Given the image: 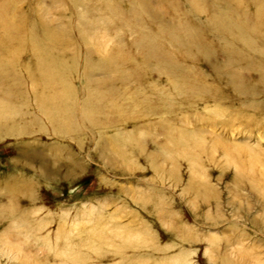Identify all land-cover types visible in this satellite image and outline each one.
Wrapping results in <instances>:
<instances>
[{"label": "rangeland", "instance_id": "rangeland-1", "mask_svg": "<svg viewBox=\"0 0 264 264\" xmlns=\"http://www.w3.org/2000/svg\"><path fill=\"white\" fill-rule=\"evenodd\" d=\"M146 1L165 19L137 15V0H0V36L9 34L0 40V108L8 114L0 123V207L12 202L19 221H0V264H264L260 74L250 73L255 95H238L211 60L162 35L161 25L193 22L205 44L219 46L202 12L182 0L177 10L172 0ZM219 2L206 9H225ZM154 40L209 92L175 85L178 77L139 61L141 44ZM37 76L71 87L75 111H43ZM105 79L115 88L89 97L87 87ZM192 139L204 141L195 163L182 151ZM237 150L257 161L238 163Z\"/></svg>", "mask_w": 264, "mask_h": 264}, {"label": "bare ground", "instance_id": "bare-ground-1", "mask_svg": "<svg viewBox=\"0 0 264 264\" xmlns=\"http://www.w3.org/2000/svg\"><path fill=\"white\" fill-rule=\"evenodd\" d=\"M185 3L190 4L191 8L195 11H200L207 18L206 28H209V33H217L220 37L218 40L219 46H214L215 48H211L212 45L208 43L205 44V41L202 38V34L197 32V28L194 29V23L191 24H181V27L166 25L167 28L164 30L161 25L162 35H167L169 37V41L173 43V45L177 44V46H181L185 53H194L195 55L203 56L204 58L211 60L212 62V73H215L226 83H228L232 89L238 93V95L246 96V95H255L256 89L250 82V73L252 71H258L260 74V83L262 84V89H264V42H261L258 39L260 34H263L264 37V0H220V4H222L225 9L221 7V5H216L210 10L208 8V0H182ZM139 7V11L137 15L141 16V12H144L148 18L152 19H165L161 12L156 9H151L146 0H137ZM159 5H162V2L159 1ZM163 6V5H162ZM171 8L177 10L179 8L178 0H172L170 3ZM158 9V8H157ZM142 10V11H141ZM190 14V13H189ZM196 17V16H195ZM0 26L5 29L6 21H3L2 17H0ZM173 19V18H171ZM195 19V18H194ZM166 21H168L166 19ZM180 28V29H179ZM8 33L5 31L3 36H0V40L2 42L4 40H8ZM231 37V38H230ZM230 38V39H229ZM241 44L240 48L237 44ZM175 43V44H174ZM185 44V45H184ZM176 46V45H175ZM161 45L159 43H155V40L150 42H144L140 47V54L138 59L142 61L144 65L147 63L155 62L159 68L163 71H166L170 77L177 79L175 82L182 83L181 80H186V83H191V92L195 90H201L200 92H209V89L203 90L196 85V80L194 79L191 73H194L193 70L186 69L179 62L176 61L175 57L172 54L164 53L161 50ZM244 50L249 51L251 53L257 54V57H260L262 61L260 62L258 58H254L250 54H245ZM14 64V63H13ZM3 63L0 62V87L1 85L7 86V80L4 81L6 71L2 67ZM14 67V66H13ZM30 70L28 69V72ZM32 72V71H31ZM31 75V74H30ZM185 75V76H184ZM14 84V82H13ZM34 88L38 94H42L41 97L38 96L37 100L39 101V106L43 111H46L49 115H52L56 112H60L61 108L65 107L67 109L72 108L75 111V94L71 87H67L66 85H62V90H59L58 87L54 85L46 77H34ZM96 87V88H94ZM89 90H94L90 93L89 97L92 94H99V90L110 91L115 88L114 81L112 79H105L101 82L94 84L93 88L88 86ZM39 94V95H40ZM103 97L104 94H101ZM93 96V95H92ZM164 94L162 93L155 102H159L163 98ZM215 96V95H213ZM212 97V96H211ZM59 101V102H58ZM87 102V101H86ZM148 103V102H147ZM149 104V103H148ZM147 104V105H148ZM259 106V104H258ZM243 108V107H242ZM68 112V110H67ZM217 113V112H216ZM6 114V115H5ZM5 115V116H3ZM7 113L4 112L0 108V123L7 122ZM232 115V113H231ZM88 119L90 116L85 115ZM87 119V120H88ZM57 126H61V130H65L66 123L64 122V118L55 119ZM64 126V127H63ZM60 130V131H61ZM61 131V132H63ZM195 138V137H194ZM164 139V138H163ZM202 139V138H201ZM191 142V148H184L182 151L188 157H191V162H197L198 155L196 151L204 153L203 142L193 141ZM169 141V140H167ZM174 146H177L176 142H171ZM167 145V144H166ZM214 150L220 147L223 148L226 152H228V148L224 147V145H219L216 142L210 145ZM167 147V146H166ZM238 158V163H247L251 165L257 161L255 156H248L247 159H243L242 154H245V151L237 150L236 151ZM249 154V153H248ZM258 157V156H257ZM259 158V157H258ZM260 162V161H259ZM245 176V175H244ZM263 177V176H262ZM264 179V178H263ZM194 185H198L199 191H201V197L205 194L204 185L199 181H193ZM200 193V192H199ZM6 207H0V221L4 218H14L13 215L15 213V208L13 207V203ZM3 206V205H2ZM16 222V223H15ZM13 223L16 225L19 223L18 218L13 219ZM106 229V228H105ZM100 232L103 236V239L107 238L109 235V230ZM95 231L90 232L96 243H100L103 240L100 239L98 234ZM101 240V241H99ZM108 240V239H106ZM105 240V241H106ZM21 238L16 235V237H12L11 245L17 246L21 242ZM21 249V248H20ZM28 249V247H27ZM31 249V248H30ZM29 249V250H30ZM17 250V249H16ZM25 250V249H24ZM23 250V251H24ZM28 250V251H29ZM33 250V249H32ZM31 251V250H30ZM29 251V253H30ZM34 251V250H33ZM28 253V255H30ZM31 253V255H33ZM18 255L20 253L18 252ZM23 255V254H22ZM21 255V256H22ZM25 256V254H24ZM27 257V255H26ZM24 258V257H23ZM31 258V257H30ZM25 260V259H24ZM29 261V260H28ZM26 262V261H25Z\"/></svg>", "mask_w": 264, "mask_h": 264}]
</instances>
